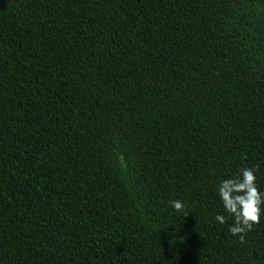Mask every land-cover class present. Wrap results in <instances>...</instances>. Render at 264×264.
<instances>
[{
	"label": "trees",
	"instance_id": "16d2710c",
	"mask_svg": "<svg viewBox=\"0 0 264 264\" xmlns=\"http://www.w3.org/2000/svg\"><path fill=\"white\" fill-rule=\"evenodd\" d=\"M256 164L264 0H0V264H264Z\"/></svg>",
	"mask_w": 264,
	"mask_h": 264
},
{
	"label": "clouds",
	"instance_id": "9594fccd",
	"mask_svg": "<svg viewBox=\"0 0 264 264\" xmlns=\"http://www.w3.org/2000/svg\"><path fill=\"white\" fill-rule=\"evenodd\" d=\"M259 164L240 170V175L224 179L218 186V195L222 200L224 209L234 218L229 228L233 236H238L240 243H245V236L252 230L254 224L260 222L261 207L264 203V193L256 186L255 171ZM176 211H183V201L176 199L170 201ZM216 221L220 224L226 222V217L217 214Z\"/></svg>",
	"mask_w": 264,
	"mask_h": 264
}]
</instances>
